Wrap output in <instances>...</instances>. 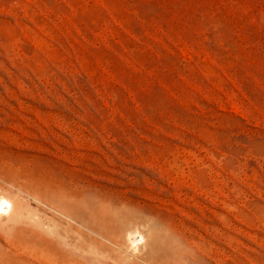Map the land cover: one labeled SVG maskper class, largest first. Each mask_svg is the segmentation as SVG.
Segmentation results:
<instances>
[{
  "label": "rangeland",
  "instance_id": "obj_1",
  "mask_svg": "<svg viewBox=\"0 0 264 264\" xmlns=\"http://www.w3.org/2000/svg\"><path fill=\"white\" fill-rule=\"evenodd\" d=\"M0 264H264V0H0Z\"/></svg>",
  "mask_w": 264,
  "mask_h": 264
},
{
  "label": "bare ground",
  "instance_id": "obj_2",
  "mask_svg": "<svg viewBox=\"0 0 264 264\" xmlns=\"http://www.w3.org/2000/svg\"><path fill=\"white\" fill-rule=\"evenodd\" d=\"M2 203L9 205L8 201L2 199V201L0 202V216L6 213L5 209L2 207Z\"/></svg>",
  "mask_w": 264,
  "mask_h": 264
}]
</instances>
